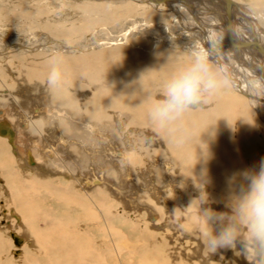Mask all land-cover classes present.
I'll list each match as a JSON object with an SVG mask.
<instances>
[{"label":"bare ground","instance_id":"obj_1","mask_svg":"<svg viewBox=\"0 0 264 264\" xmlns=\"http://www.w3.org/2000/svg\"><path fill=\"white\" fill-rule=\"evenodd\" d=\"M119 1L121 2V0ZM149 1L151 2V5L152 3L155 5H160L161 3L168 8L167 10H169L170 13H173L170 17L178 20L179 24L184 26L187 32L199 40L206 53L217 62L216 66L228 82H225L226 86L223 88L224 92L221 89V86L223 85L220 84L221 86L208 103H202L187 110L176 122L174 129L171 131H157L156 126H145L149 124L148 121H151L149 118V109L151 105L155 101H158V99H163V97L160 96L161 91L159 92V87L156 88L154 87L155 85L153 86L154 79H150V77H144V79L139 77H132L131 79L120 78L122 80L110 79L109 83L112 82L113 85L103 82L99 85L95 84L91 88V92L86 90H75V92H73L72 89L67 91L63 88L64 86L61 88L54 87V89L51 90L54 99L52 101L56 102L59 106L56 105V107L53 108L51 106L47 107L45 103H43L42 106L40 103L35 105L31 104L33 109L36 108V112H46L47 110L53 112V116L55 117H53V120H59V125H64L65 128H62L66 130L73 129L76 123H78L77 121H80L81 123L83 122V124L87 126V124L90 123L88 122L90 119H101L104 121H101L102 124L106 123V126L124 127V130L120 131V134L125 139L124 142L127 144L123 150L110 146L107 148L104 146L101 147L102 152L107 156L106 158L105 156H102L107 163L106 165H103L109 169V172H106V175L103 173L93 175L92 171L91 173L93 177L91 178V175H83L87 190L84 188L85 191H75L74 194H72L73 196L71 195L72 197L66 195L64 198L66 203H75L78 205L80 215L86 223L88 222L92 225H99L98 222H101L100 218L103 217L102 220H104V223L101 225L102 229L105 228L104 230L106 231H103L99 239L97 235H94L92 240L88 234L86 235V231L84 230L85 232L81 233L82 237L77 236L82 240L81 245L78 244L77 238L74 237V242L72 241L73 243L71 241L62 244L59 243L58 248L63 250V252H74L77 250L84 253L86 258L77 261L75 260L76 264H89V262H92L93 260L96 261L93 259V256H95L94 252L100 256L104 251L108 252V255L113 254L114 252L117 256L119 255V257L137 258L139 264H199L198 261L194 262L193 259H191L193 256L190 253V247L187 245L188 242H185L184 244L178 242V244H175L178 240H171L167 238L166 235L157 233V225L155 226V231L150 228L148 224L143 225L139 223L137 216H134L133 214L130 216L131 213L124 214L125 212L121 209V207H126L127 209L129 207L133 208L131 209L133 212L145 210L149 215L147 218L148 222L151 221L155 223L161 221L160 223L162 225L168 226L169 228L172 227V230L178 229L180 231V237L183 236L186 240L196 239V242L198 241L199 245L197 249H192V251L195 254L194 256L202 261L203 264H217L216 262L218 261L226 264L224 257L221 258L219 255L220 248L216 251H212L207 245L205 232L208 231V227L204 222V214L203 217H201L202 214H200L205 211V208L201 206L200 201L208 195L210 201L208 207L217 211H230L229 207L238 198L242 190V173L247 170L258 171L260 167H258V165H260L258 161H264V141L258 138V131L264 130V46L262 44L263 42L260 41V38L257 36V29L259 30V27L256 25L253 18H249L245 14L238 15L236 13L237 4L232 0H229V4L226 0ZM257 1L259 3L261 0ZM123 2L126 1L124 0ZM258 3H256V5ZM198 14H203V19L198 17ZM239 26L241 27V31L238 29ZM155 84L159 85L160 81H155ZM254 84H258L261 88L260 96L255 95L253 91L252 93L247 90L249 89L247 87H253ZM225 93H227L226 96ZM7 95L12 97L9 92H7L5 96ZM14 96L12 99L13 101L15 99ZM33 102L35 103L38 101L34 100ZM13 104L18 106L19 111L16 110L18 111L17 118L24 124L22 126L24 129L25 126H27V119L31 117L30 112H34H32L33 110H30L29 113H24V102L17 104L13 102ZM115 110H128L129 112L131 111V113L128 114V112H126L128 115H125L123 112L119 114V112ZM2 114L3 111L0 110V115ZM5 114L7 115V113ZM138 114L142 116H138ZM8 117L10 116L8 115ZM2 119L3 125H6L9 128L12 126L13 128H11L15 130L16 126L12 122V117L9 119L2 115L1 120ZM258 121H260L261 124H258ZM53 123H56V121H53ZM126 125H129L130 127L126 129ZM256 125L259 127L257 128L258 131H255L254 129V126L256 127ZM95 126L90 125L89 127L91 130L96 131L98 127L96 128ZM29 130L32 132L34 129L29 128ZM74 132L72 131L70 135L74 134ZM136 133L138 134L136 135ZM6 135H9L8 139L10 138L12 140L13 131L10 130ZM64 137H58L60 146L76 147V150L81 151L80 155L82 152L90 150L83 144L85 139L82 138V143L78 139L79 136H72L70 138ZM136 137L139 140L136 139ZM139 141H142V145H140ZM3 145H1V147ZM30 145L34 146V144ZM78 146L80 147L79 149H77ZM54 149L56 148H53V146L48 147V156H54L56 151H54ZM161 149H163V152ZM7 152L5 153L7 154ZM4 156L5 154L3 157ZM7 156H9V154ZM71 158L73 157L71 156ZM92 158L95 157L93 156ZM52 161H54L56 167L59 168L61 167L64 169L65 167H70L75 171L78 169V164H76L78 160L75 158L72 161H67L66 164L63 160L61 162L58 161V159ZM110 163H112V169L110 168ZM88 164L86 167L89 166ZM86 169L88 170V168ZM130 170L136 171L135 174L137 173L142 179L145 177L144 184H139L137 182L138 189L136 192H134V189L132 196L126 191H122L123 195L119 196L121 191L112 188L111 184H114L115 186V183L113 182L115 178L120 179L123 182L126 181V176H128V172H131ZM139 170L144 174L138 173ZM116 171H119V173L112 174V172ZM56 172L58 173V171ZM157 173L161 175H157ZM180 173L186 177H182ZM78 174L80 175L81 172L77 171L76 175L78 176ZM75 177L76 176H74V178ZM72 180L70 181L69 179L70 184H72ZM100 181L101 183H99ZM191 181H194L193 186L196 193H189L187 197L185 192H188V190L185 187H188L190 184L188 182ZM158 184H160L161 187L157 188ZM165 186L167 187L166 191L169 192V194L163 189ZM118 189H122V187ZM174 190L177 195H179L178 197H176L173 192ZM97 191L104 192L106 194L105 197L115 198L121 210H113L111 205L108 207L101 205L100 199L96 198L98 195L96 193ZM93 192L97 195H92L94 194ZM171 192L174 193V196L172 195L174 199H172V196L170 195L173 194ZM82 196L89 197V201H85ZM120 197L121 199L118 200ZM176 199H178V201L175 202ZM189 199L192 201L189 202ZM144 200L151 201H149L150 203H147ZM10 201L13 202L12 204L16 205L18 209L26 208V210H28V205H30L28 199L17 198V200L14 199V201ZM132 201L133 204H131ZM227 205H229V207ZM188 206L190 208H196L193 212L191 211L189 216L187 210ZM102 209H104V212L101 211ZM165 209L170 210L169 213ZM2 211L3 213H6L5 210ZM165 211L167 212L166 214L164 213ZM196 211L198 212L196 213ZM9 213L12 218L14 217V219H16L15 222L17 224H20L19 215L22 220L24 218L30 220L35 214L34 212L24 213V211H22V213H19L18 215L13 208L9 209ZM101 213L103 215H101ZM161 215H164L163 219L161 218ZM116 217L117 219H125L122 221L123 224L132 221L134 223V228L138 229L137 231H139V234L136 237H132L124 232L123 229L117 228L115 223L117 219H114ZM84 220L81 221L84 222ZM226 224L227 220H224L211 223L209 226L215 231H219ZM18 235L22 237V241L18 245L13 243L14 246L17 247L16 249L22 245L25 239L22 235ZM132 238H135V240ZM169 241H173L174 246L170 244ZM101 242H104V245H102ZM250 243L251 242L247 240L245 230V234L241 235L236 243L237 249H233V252L241 251L244 257V252H249L246 248L251 247ZM106 247L109 248V251ZM58 248L56 247L54 251ZM223 248L225 249V247ZM121 250L124 251L119 253ZM18 254H20V249H18V252L13 255L17 256ZM209 261L214 263H208Z\"/></svg>","mask_w":264,"mask_h":264},{"label":"rangeland","instance_id":"obj_2","mask_svg":"<svg viewBox=\"0 0 264 264\" xmlns=\"http://www.w3.org/2000/svg\"><path fill=\"white\" fill-rule=\"evenodd\" d=\"M123 1L0 0V110L3 111L2 115L9 119L11 117L14 119V116L17 118L19 109L13 102L16 104L24 102L23 107H26L27 113L30 111L29 106L38 104V102L41 106L45 103L47 107L55 108L58 104L52 101L54 99L51 90L54 87L61 88L64 86L63 88L67 91L72 89L73 92L75 90L91 92V88L95 84L99 85L103 82L113 85L112 82L109 83L110 79H131L132 77L144 79V77H150V79H154L153 86L159 87L160 96L163 97V88L168 80L190 66L194 59L193 52L204 50V48L195 36L193 37L185 30L184 26L179 24L178 20L170 17L173 13H170L168 8L161 3L160 5L153 3L151 5L149 0ZM232 1L237 4L236 13L238 15L245 14L255 20L259 27L257 36L264 46V0H259V3L257 0ZM256 3L258 4L256 5ZM202 15L198 14V17L203 19ZM188 16L190 18L189 13ZM238 29L241 31L240 26ZM207 56L211 71L219 83L223 85L221 86L223 91L228 81L216 66L217 62L208 54ZM54 67L59 68L62 79L58 85L50 86L48 76ZM155 81H160V84L156 85ZM247 88V90L253 91L255 95H261V88L258 84ZM7 92L11 93L12 97L5 96ZM226 95L227 93H225ZM13 96L14 101L12 100ZM34 100L38 102L34 103ZM117 112L119 114L123 112L125 115L131 113L128 110ZM30 115L33 116L32 113ZM138 116L142 115L138 114ZM258 122L261 124L260 121ZM148 123L146 126H155L152 121H148ZM257 128H259L258 125L254 126L255 131H258ZM120 136L124 142V137L121 134ZM258 138L264 141V130L258 131ZM125 146H127L126 143ZM116 148L124 149L121 146ZM161 150L163 152V149ZM258 162L261 163V161ZM21 168L27 170L29 167L23 165ZM135 172L134 170L131 171L134 176L141 178ZM157 175L161 174L157 173ZM138 183L142 184L139 181ZM159 185L157 188L161 187ZM38 187L40 190L36 194H32L31 197L26 196V194L29 196L26 191L24 194L15 195L18 199L29 200L28 210L26 208L18 209L12 204L11 199H0V248L3 249L4 253L3 258L0 257V264H69V261L70 264H76L77 260L86 258L84 253L77 250L63 252L58 248V244L74 242L73 238L76 237L78 244L81 245L82 240L77 237H82L81 233L86 231V235L88 234L93 240L94 235H97L99 239L103 231H106L105 228L102 229L101 225L104 223L103 217L100 218L99 225L86 223L80 215L78 207L66 206L68 203H66L64 195L61 196L58 192L52 194L43 191L44 188L40 185ZM166 188V186L163 187L165 191ZM11 191L13 193L15 191L22 192L19 187L11 188ZM118 191H121L119 196H122L123 190ZM173 192L176 197L179 196L175 190ZM96 193L98 195L95 193L92 195H97L96 198L100 199L101 205L105 207L111 205V208L113 207V210L118 209L117 211L122 209L124 214L131 213L130 216L132 214L137 216L139 223L148 224L153 230L157 225V233L164 234L171 240H178L175 244L190 242L187 245L191 250L198 248L199 242H196V239L186 240L183 236L180 237L178 229L172 230V227L162 225L161 221L148 222L149 215L145 210L133 212L131 211L133 208L129 207L128 209L126 207L120 209L115 198L105 197L104 192L97 191ZM3 195L4 191L0 188V197ZM17 198L15 199L17 200ZM120 199L121 197L118 198V200ZM172 199H174L173 196ZM84 200L89 201V197H84ZM149 201L151 200L145 202L150 203ZM10 208L15 209L18 215L22 211L24 213L34 212L35 214L30 220L28 218L22 220L19 215L20 224H17L16 219L12 218L9 213ZM2 210H5L6 213H3ZM165 210L168 213L170 211ZM101 211L104 212V209ZM101 215L103 214L101 213ZM161 216L163 219L164 215ZM123 220L117 219L115 221L116 227L123 229L128 235L136 237L139 231L134 228V223L128 221L123 224ZM9 229L25 238L22 245L18 247L20 254L17 256L11 252L17 247L14 246L8 234ZM132 239L135 240V238ZM101 244L104 245V242ZM234 246H232L233 248H220L219 255L221 258L224 257L226 264H264V260L262 261L259 256L253 255L251 247L246 248L249 252H244L243 257L241 251L233 252V249H237L236 244ZM56 247L58 249L54 251ZM123 251L121 250L119 253ZM94 254L95 256H92L96 261L93 260L89 264H139L137 258L119 257L114 252L110 255L106 251L100 256L96 252ZM216 263L219 264V261Z\"/></svg>","mask_w":264,"mask_h":264},{"label":"crops","instance_id":"obj_3","mask_svg":"<svg viewBox=\"0 0 264 264\" xmlns=\"http://www.w3.org/2000/svg\"><path fill=\"white\" fill-rule=\"evenodd\" d=\"M39 103V102H38ZM31 106V107H30ZM29 108L32 112V114H34L32 117H29V119H27V126H25V128L23 129L22 126L24 125L23 123H21L22 121H19L18 118H16L15 116L13 117V124L16 126L15 130H13L11 127H7L6 125H3L0 117V123H1V128H0V148H5L0 149L1 153H4L5 156L3 157L4 154L0 155V188L1 190L4 191V195L2 197H0V199L5 198V199H11L14 201V199L16 198L15 195L18 194H24V192H28V194H26L27 197H31L32 194H36V192L39 189V185L44 188L43 191H48L51 192L53 194V192H58L62 195H64L66 197V195L71 196L72 194H74L75 191H85L86 188V183L84 181L83 175L88 174L91 177H93V175H97V173H103L106 175V172H109V169H107L106 165V161L105 158L107 157L105 155L104 152H102V145L107 148L108 146L110 147H117V146H121L122 148H125V143L122 140V137L120 136V131L124 130V127L122 128H118L116 126H106L105 124H102L101 119H90V123L87 124V126H85L83 124V122L81 123L80 121H77L78 123H76L75 127L71 130H66L64 129V125L60 126L59 125V120L54 119L53 120V112H51L50 110H47L46 112H41L38 111L36 112V108L33 109L32 105H30ZM23 112L27 113L28 111L26 110V107L23 108ZM30 112V111H29ZM31 113V112H30ZM51 115V116H50ZM100 115V114H99ZM1 116V115H0ZM39 116V119H38ZM37 117V118H36ZM42 118V119H41ZM55 118V117H54ZM80 118V117H79ZM34 119V120H33ZM42 120V121H40ZM49 121V122H48ZM53 121H56V123H53ZM82 121V120H81ZM102 121V122H101ZM34 122V123H33ZM95 122V123H94ZM30 124V125H29ZM33 124V125H32ZM78 125V126H77ZM90 125H96L95 127L98 129H96V131L91 130L90 129ZM6 126V128H5ZM31 126V127H30ZM45 126V127H44ZM50 126V127H49ZM146 126V125H145ZM56 127V128H55ZM64 127V128H62ZM130 126L126 125V129H128ZM17 128V129H16ZM30 129H34L32 130V132L29 130ZM47 130H46V129ZM82 128V130H81ZM103 130H102V129ZM23 129V130H22ZM44 129V130H43ZM64 129V130H63ZM75 129V132H74ZM107 129V130H105ZM12 130L13 131V137L12 140L9 138V135H6L7 133H9V131ZM17 130V131H16ZM20 130V131H19ZM43 130V131H42ZM63 130V133H62ZM88 130V131H87ZM15 131V132H14ZM27 131V132H26ZM58 131V133H57ZM72 131L74 132V134H71ZM89 133H87V132ZM7 132V133H6ZM17 132V133H16ZM86 132V133H85ZM92 132V133H91ZM20 133V134H19ZM79 133V134H78ZM104 133V134H103ZM4 134V135H3ZM17 134V135H16ZM48 134V135H47ZM59 134V135H57ZM67 137H66V135ZM138 133H136L137 135ZM40 135V136H38ZM91 135V136H89ZM28 136V137H27ZM52 138H51V137ZM59 136H65L64 138H70L72 136H79L78 139L82 142L83 139H85V141H83L82 143L88 147L90 150L88 151H84L82 152V156L80 155L79 150H76V147H66V146H60V142L58 140ZM69 136V137H68ZM81 136V137H80ZM22 137V138H21ZM26 137V139H25ZM30 137V138H29ZM39 137V138H38ZM44 137V138H43ZM86 137V138H85ZM16 138V139H14ZM18 138V139H17ZM32 138V139H31ZM83 138V139H82ZM92 138V139H91ZM20 139V140H19ZM31 139V140H30ZM82 139V140H81ZM88 139V140H87ZM90 139V140H89ZM119 139V140H117ZM136 139H138L136 137ZM10 140V141H9ZM17 142H16V141ZM24 140V141H23ZM107 140V141H106ZM139 140V139H138ZM9 141V142H8ZM13 141V142H11ZM90 141V142H88ZM94 141V142H93ZM105 141V142H104ZM109 141V142H108ZM111 141V142H110ZM30 142V143H29ZM34 142V143H33ZM46 142V143H45ZM87 142V143H86ZM20 143V144H19ZM36 143V145H35ZM41 143V144H40ZM140 145H142V141H139ZM4 144V145H3ZM22 144V145H21ZM28 146H27V145ZM30 144H34L30 145ZM108 144V145H107ZM1 145H3L1 147ZM18 145V146H16ZM41 147H40V146ZM5 146V147H4ZM7 146V147H6ZM22 146V147H21ZM49 146H53V148L55 147L56 149H54L55 154L54 156L50 157L48 156L47 150ZM58 146V147H57ZM92 146V148H91ZM33 147V148H32ZM37 147V148H35ZM39 147V148H38ZM17 148V149H16ZM20 148V149H19ZM25 148V149H24ZM59 148V149H58ZM75 148V149H74ZM80 147L78 146L77 149H79ZM10 149V150H9ZM68 149V150H66ZM71 149V150H70ZM74 151H73V150ZM19 150V151H18ZM33 150V151H32ZM66 150V151H65ZM76 150V151H75ZM134 150V149H133ZM8 151V152H7ZM79 151V152H78ZM101 151V152H100ZM109 151V150H108ZM7 152V154L5 153ZM13 152V153H12ZM34 152V153H33ZM43 152V153H42ZM67 152V153H65ZM72 152V153H71ZM75 152V153H73ZM77 152V153H76ZM95 152V154H94ZM28 153V154H27ZM69 153V155H68ZM89 153V154H87ZM91 153V154H90ZM93 153V154H92ZM99 153V154H98ZM101 153V154H100ZM9 154V156H7ZM11 154V155H10ZM22 154V155H21ZM31 154V155H30ZM76 154V155H75ZM24 155V156H23ZM28 155V156H27ZM75 155V156H74ZM78 155V157H77ZM80 155V156H79ZM91 155V156H89ZM15 156V157H14ZM71 156L73 158H71ZM84 156V157H83ZM95 158H92V157ZM100 156V157H99ZM102 156H105V158H103ZM3 157V158H2ZM20 157V158H19ZM82 157V159H81ZM98 157V158H97ZM10 158V159H9ZM22 158V159H21ZM41 158V159H40ZM54 158V159H53ZM61 160H60V159ZM78 160L76 164H78V169L72 170L70 167H65L63 168H59L56 167V164L54 163V161L52 160H57L58 161H64V163L66 164L67 161H72L73 159ZM89 158V159H88ZM100 158V159H99ZM133 158V157H132ZM4 159V160H3ZM40 159V162H39ZM47 159V160H46ZM2 160V161H1ZM7 160V162H6ZM81 160V161H80ZM36 161V162H35ZM98 161V162H97ZM174 161V160H173ZM39 162V163H38ZM93 162V163H92ZM103 162V163H101ZM38 163V164H37ZM82 163V164H81ZM89 163V164H88ZM99 163V164H97ZM80 164V165H79ZM89 165L86 167V165ZM104 164V165H103ZM23 165H27L29 168L26 169H22L21 167ZM38 165V166H36ZM48 165V166H47ZM85 165V167H84ZM98 165V166H97ZM112 163H110V168L112 169ZM33 166V167H32ZM47 166V167H46ZM77 166V165H76ZM93 166V167H92ZM95 166V167H94ZM101 166V167H100ZM13 169H12V168ZM50 167V168H49ZM92 167V168H91ZM4 168V169H3ZM7 168V169H6ZM33 168V169H32ZM88 168V170L86 169ZM94 168V169H93ZM101 168V169H100ZM106 168V169H105ZM119 168L121 169V167L119 166ZM3 169V172H2ZM55 171H54V170ZM57 169V170H56ZM71 169V170H69ZM7 170V171H6ZM13 173H12V171ZM108 170V171H105ZM143 170V169H141ZM58 171V173L56 172ZM81 172V174L78 176L76 175V172ZM93 171V172H92ZM99 171V172H98ZM131 171V170H130ZM55 172V173H54ZM60 172V173H59ZM93 175H92V173ZM105 172V173H104ZM118 174L119 171L116 172H112V174ZM131 172H128V176H126V181H121L120 179L115 178V180L113 181L115 183L112 186V188H115L116 190H120L118 188L122 187L123 191H126L129 195L132 196V193L135 189L134 192H136L137 188V182H141L143 183L145 180V177L139 178L134 176L133 174H129ZM138 173L140 174H144L142 172H140V170L138 171ZM3 174V176H2ZM40 174V175H39ZM60 176H59V175ZM63 174V176H62ZM67 176H66V175ZM82 175V176H81ZM130 175V176H129ZM180 175L182 177H186L183 174L180 173ZM55 176V177H54ZM69 176V178H68ZM74 176H76L74 178ZM81 179H80V178ZM22 178V179H21ZM26 178V179H25ZM20 179V180H19ZM31 181H30V180ZM69 179L70 181L72 180V184L69 183ZM133 179V180H131ZM136 180V181H135ZM78 181V182H77ZM119 181V182H116ZM80 182V183H79ZM74 183V184H73ZM101 183V181L99 182ZM132 183V184H131ZM135 183V184H133ZM190 183L188 185V187L186 186L185 188L188 190V192H185V195L188 197L189 193H196V190L193 186L194 181L188 182ZM36 184V186H35ZM144 184V183H143ZM81 185V186H80ZM117 185V186H116ZM134 185V186H133ZM136 185V186H135ZM35 186V187H34ZM62 186V187H61ZM131 186V187H130ZM19 187L21 188V193L18 192H12L11 188H16ZM28 187V189H27ZM64 187V188H63ZM77 188V189H75ZM81 188V189H79ZM85 188V189H84ZM130 188V190H129ZM192 188V189H191ZM129 191V192H128ZM67 193V194H66ZM131 193V194H130ZM171 196H174L173 194H170ZM54 196V195H53ZM73 196V195H72ZM71 196V197H72ZM137 196V195H135ZM25 197V198H27ZM82 198L84 199V196H82ZM81 199V198H80ZM69 201V200H68ZM189 202H191L192 200L189 199ZM133 204V201L132 203ZM16 206V205H14ZM66 206H71V207H78V205L76 204H66ZM190 209V210H189ZM188 210V216L191 213V211L193 212L194 210H196V208H190L188 206L187 208ZM198 211H196L197 213ZM200 213V212H199ZM202 214L201 217H203L204 212L200 213ZM170 244H172L174 246V242L173 241H169ZM190 244V242H188ZM188 244V245H189ZM0 257L4 256L3 253V249L0 248ZM190 253L193 256L191 259H193L194 262H197L200 264L202 263V261H200L196 256H194V252L191 250L190 248ZM203 264V263H202ZM219 264H221V262H219Z\"/></svg>","mask_w":264,"mask_h":264},{"label":"clouds","instance_id":"obj_4","mask_svg":"<svg viewBox=\"0 0 264 264\" xmlns=\"http://www.w3.org/2000/svg\"><path fill=\"white\" fill-rule=\"evenodd\" d=\"M218 42V41H216ZM190 66L173 75L162 92L163 99L155 101L149 109V118L157 131H171L176 122L190 108L208 103L221 86L211 71L207 53L201 49L193 52ZM62 74L54 67L48 76V84L56 86ZM241 193L229 207L230 211H217L208 207V195L201 199L205 208L204 222L208 227L205 239L208 247L216 251L222 247H232L245 234L254 256L264 260V161L258 171L247 170L242 173ZM227 220L219 231L209 225Z\"/></svg>","mask_w":264,"mask_h":264},{"label":"water","instance_id":"obj_5","mask_svg":"<svg viewBox=\"0 0 264 264\" xmlns=\"http://www.w3.org/2000/svg\"><path fill=\"white\" fill-rule=\"evenodd\" d=\"M226 2L229 4V0H226ZM8 234H9L10 238L12 239V241H13V243H14L15 245H18V244L21 243V241H22V237L19 236L15 231L9 229V230H8ZM11 251H12L13 254H15V253L18 252V249L14 248V249H12Z\"/></svg>","mask_w":264,"mask_h":264}]
</instances>
